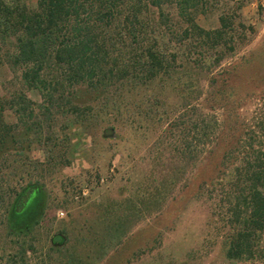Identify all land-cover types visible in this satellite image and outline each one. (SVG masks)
<instances>
[{
    "label": "rangeland",
    "instance_id": "374dc122",
    "mask_svg": "<svg viewBox=\"0 0 264 264\" xmlns=\"http://www.w3.org/2000/svg\"><path fill=\"white\" fill-rule=\"evenodd\" d=\"M24 1L30 8L38 2ZM222 16L235 27L236 47L219 65L208 56L199 66L171 43L169 52L178 51L171 71L115 80L97 100L83 99L92 109L82 116L60 112L56 140L34 144L26 152L31 163L22 166L30 159L20 155L0 163V264H264L225 256L222 224L205 192L210 187L197 192L199 179L210 174L208 160L182 162L173 148L177 121L204 100L210 77L224 67L236 72L230 87L247 94L244 128L264 121V0H207L196 21L215 29ZM174 20L177 28L183 24ZM157 41L166 48V39ZM17 91L38 109L40 94L5 62L0 98ZM203 110L222 118L220 109ZM5 118L22 126L9 108ZM27 187L35 191L31 208L12 213L16 192Z\"/></svg>",
    "mask_w": 264,
    "mask_h": 264
},
{
    "label": "trees",
    "instance_id": "16d2710c",
    "mask_svg": "<svg viewBox=\"0 0 264 264\" xmlns=\"http://www.w3.org/2000/svg\"><path fill=\"white\" fill-rule=\"evenodd\" d=\"M206 3L38 0L30 8L24 0H0V65L6 62L19 69L24 87L39 93L42 100L37 109L26 91L0 98V163L8 162L10 155L27 159L34 144L55 141L57 115L82 116L85 108L92 109L83 99L97 100L115 80L151 79L171 71L178 57L177 50L169 52L171 43L173 49L184 47L186 57L199 66L208 56L213 66L219 65L236 47L231 33L235 27L222 16L218 28H203L196 16ZM174 19L183 24L177 28ZM157 38L166 39V48ZM234 71L224 67L210 77L208 95L177 121L180 139L173 148L182 162L208 160L210 174L199 179L197 192L210 187L205 192L215 205L216 222L222 224L225 256L264 262V121L244 128L240 108L247 94L230 87ZM7 108L21 127L6 121ZM205 108L220 109L222 118L204 112ZM29 159L21 165L31 163ZM34 193L28 187L16 192L11 212L23 209Z\"/></svg>",
    "mask_w": 264,
    "mask_h": 264
},
{
    "label": "flooded vegetation",
    "instance_id": "af4514ba",
    "mask_svg": "<svg viewBox=\"0 0 264 264\" xmlns=\"http://www.w3.org/2000/svg\"><path fill=\"white\" fill-rule=\"evenodd\" d=\"M30 208H31V206H29V207L26 206L25 209H24V211H27V210L30 209Z\"/></svg>",
    "mask_w": 264,
    "mask_h": 264
},
{
    "label": "built area",
    "instance_id": "2783aa9c",
    "mask_svg": "<svg viewBox=\"0 0 264 264\" xmlns=\"http://www.w3.org/2000/svg\"><path fill=\"white\" fill-rule=\"evenodd\" d=\"M60 214H62V215H63L64 213H63V212H60Z\"/></svg>",
    "mask_w": 264,
    "mask_h": 264
}]
</instances>
